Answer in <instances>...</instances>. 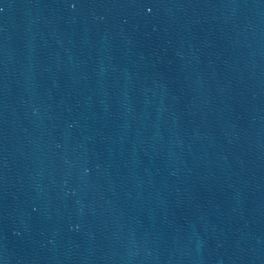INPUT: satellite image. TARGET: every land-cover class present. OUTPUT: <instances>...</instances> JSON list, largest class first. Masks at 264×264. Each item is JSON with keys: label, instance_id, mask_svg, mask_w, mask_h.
<instances>
[{"label": "water", "instance_id": "water-1", "mask_svg": "<svg viewBox=\"0 0 264 264\" xmlns=\"http://www.w3.org/2000/svg\"><path fill=\"white\" fill-rule=\"evenodd\" d=\"M0 264H264V0H0Z\"/></svg>", "mask_w": 264, "mask_h": 264}]
</instances>
